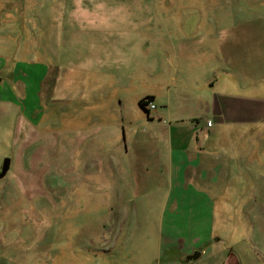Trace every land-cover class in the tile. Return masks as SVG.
I'll return each instance as SVG.
<instances>
[{
	"label": "rangeland",
	"instance_id": "374dc122",
	"mask_svg": "<svg viewBox=\"0 0 264 264\" xmlns=\"http://www.w3.org/2000/svg\"><path fill=\"white\" fill-rule=\"evenodd\" d=\"M0 59V264H264V0H0ZM146 96L210 144L190 184L212 243L191 263L184 243L159 256Z\"/></svg>",
	"mask_w": 264,
	"mask_h": 264
},
{
	"label": "crops",
	"instance_id": "0c3cea01",
	"mask_svg": "<svg viewBox=\"0 0 264 264\" xmlns=\"http://www.w3.org/2000/svg\"><path fill=\"white\" fill-rule=\"evenodd\" d=\"M2 65H4V59H0V67ZM225 103L226 102L224 100H218V103L215 104L214 110L220 112L221 107H223ZM162 114H159L156 111V118L150 119L149 112L147 113V118L151 121L150 125L163 127V129L160 128L159 132L153 133L151 136H153L156 141L158 140V143L163 142L164 139V147L166 149V152H164V148L162 151L160 150V145L154 146L153 152L155 154H152L154 162H150V166L147 168V170L150 168L157 169L158 162H161L164 164V168H166L167 171V174H164L163 168L160 166L161 168L159 169V173L157 175L159 176L160 174L161 177H166L164 178L165 182L163 183L166 185V194H162V191L161 193L160 191L157 192V190L151 192V204L152 201H161L164 203L165 209H169L166 213L163 211L164 214L162 215H168V220L166 221L163 217H161L163 222L159 223V230L157 232L158 250L159 256L161 257L166 252L165 250H168V248L175 245L180 246L184 243L182 248H184L183 251L186 255L183 256L184 258L182 260L179 258V261L181 263H185L184 259L186 256L191 254L194 250L200 251L201 254L199 258L204 254V249L200 250L203 242L205 244L212 243V233L207 234L206 232V227H208L211 231L210 224H212L211 206L208 202L209 197L205 192L194 189L190 184L192 182V184L194 183L196 186H206V183L203 180H196L194 170H196L199 165H206V162H209L211 156L209 154L210 150H208V147L210 148V144H206V146L202 147L200 146L201 143L198 140L195 142V139H198L199 137L201 138L202 134V132H196L198 129L197 126L185 123V121L180 119H175L174 121L170 119L169 121H165L162 118ZM208 120L212 121L211 125L207 124ZM203 126L206 130L204 131L205 135L203 137L206 142L208 141L210 143L212 140L215 141L218 137L219 131H211L215 127L214 121L207 118L204 121ZM122 137L124 140L123 149L125 153H128L130 145L140 146L142 143L139 141L140 134L136 129H128L124 126L122 129ZM117 138H120L119 132L117 133ZM127 141L130 144L129 147L127 145ZM121 147H115L114 151L118 152ZM158 155L161 156L160 160L163 162L157 159ZM211 182L217 184L219 180L216 181V183L215 181ZM163 184L161 186H163ZM157 193L160 194L158 195ZM154 196L158 199L154 198ZM154 204L155 203H153V205ZM208 207H210L209 216L205 214V208L208 209ZM171 208L173 209L170 210ZM175 231H180L177 236L174 234ZM188 233H190L193 237L191 242L182 239L184 237L183 235ZM221 252H216L215 254L218 255ZM173 263L174 262L170 264ZM226 263L227 259L224 264Z\"/></svg>",
	"mask_w": 264,
	"mask_h": 264
},
{
	"label": "water",
	"instance_id": "95a60500",
	"mask_svg": "<svg viewBox=\"0 0 264 264\" xmlns=\"http://www.w3.org/2000/svg\"><path fill=\"white\" fill-rule=\"evenodd\" d=\"M10 164H11V158L5 157L0 167V179H2L7 174L10 168ZM200 254L201 253L199 252V250H195L192 254L186 256L184 262L185 263L193 262L199 258Z\"/></svg>",
	"mask_w": 264,
	"mask_h": 264
},
{
	"label": "trees",
	"instance_id": "16d2710c",
	"mask_svg": "<svg viewBox=\"0 0 264 264\" xmlns=\"http://www.w3.org/2000/svg\"><path fill=\"white\" fill-rule=\"evenodd\" d=\"M153 100L152 96L144 97L139 100V105L148 113L149 109L147 108V105L149 102Z\"/></svg>",
	"mask_w": 264,
	"mask_h": 264
},
{
	"label": "built area",
	"instance_id": "2783aa9c",
	"mask_svg": "<svg viewBox=\"0 0 264 264\" xmlns=\"http://www.w3.org/2000/svg\"><path fill=\"white\" fill-rule=\"evenodd\" d=\"M147 108L149 109V111L152 109H155V104L153 102H149V104L147 105ZM207 124L208 125H211L212 124V121H207Z\"/></svg>",
	"mask_w": 264,
	"mask_h": 264
}]
</instances>
